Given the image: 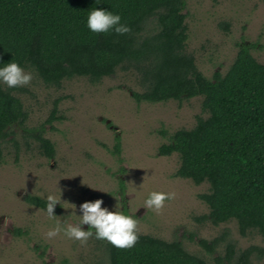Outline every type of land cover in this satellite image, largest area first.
Segmentation results:
<instances>
[{"label": "rangeland", "instance_id": "374dc122", "mask_svg": "<svg viewBox=\"0 0 264 264\" xmlns=\"http://www.w3.org/2000/svg\"><path fill=\"white\" fill-rule=\"evenodd\" d=\"M185 2V52L193 56L206 78L224 74L240 47H247L264 63V0ZM143 90L140 73L132 66L119 68L96 84L75 78L60 87L44 85L33 73L28 86L14 89L26 119L10 128L3 145L0 264H107V241L92 237L81 244L62 236L46 238L52 222L40 211L43 208L27 199L45 201L47 194L59 197L60 191L65 203L54 214L61 219L75 211L73 205L81 215L79 206L96 199L113 210L114 197L124 196V211L138 220V234L179 242L208 263L223 256L228 243L236 254L250 246L264 249L256 233L240 236L235 221L211 224L208 207L198 198L208 192V184L195 185L176 177L178 155L158 154L174 132L191 129L197 118L206 117L202 98L136 103L133 93ZM41 129L54 147L52 159L35 140ZM116 137L120 155L114 152ZM150 191L173 192L175 198L157 213L142 207ZM221 237L223 242L213 253L200 245V241L210 243ZM251 264H264V258H252Z\"/></svg>", "mask_w": 264, "mask_h": 264}, {"label": "trees", "instance_id": "16d2710c", "mask_svg": "<svg viewBox=\"0 0 264 264\" xmlns=\"http://www.w3.org/2000/svg\"><path fill=\"white\" fill-rule=\"evenodd\" d=\"M185 5V0H0V64L13 59L49 87L75 78L96 84L132 66L144 85L132 95L136 103L201 97L206 117L174 132L158 154L178 155L176 177L208 184L198 198L208 207L211 224L235 221L240 236L256 233L264 241V63L240 47L224 74L206 78L185 52ZM93 7L119 13L130 32L91 33L86 19ZM13 93L0 85V164L10 128L26 119ZM43 134L38 131L35 140L52 159L54 147ZM114 152L120 155L118 137ZM27 200L45 207L38 198ZM138 237L130 249L107 242V264H251L252 258H264L263 248L250 246L236 254L228 243L225 254L208 263L179 242ZM222 242L221 237L200 245L213 253Z\"/></svg>", "mask_w": 264, "mask_h": 264}, {"label": "clouds", "instance_id": "9594fccd", "mask_svg": "<svg viewBox=\"0 0 264 264\" xmlns=\"http://www.w3.org/2000/svg\"><path fill=\"white\" fill-rule=\"evenodd\" d=\"M86 27L95 34L124 35L130 32V27L122 22L119 13L99 7H93L88 11ZM32 79V71L26 70L13 59L8 63L0 64V85L15 89L28 86ZM61 195V191L59 197L55 194H47L44 197L45 207L40 209L52 222L45 233L48 240L62 236L67 240L85 244L89 238L94 237L97 240L107 241L117 249H130L138 241V220L124 211V196L114 197L117 203L113 210L102 207L104 203L102 199L85 201L79 206L81 215L76 214V206L72 204L75 211L61 219L54 214L55 208L65 203L62 202ZM174 198L173 192L150 191L144 198L142 207L159 213L165 207L166 201ZM73 217H75L74 221ZM84 225L88 226L87 230L84 229Z\"/></svg>", "mask_w": 264, "mask_h": 264}]
</instances>
